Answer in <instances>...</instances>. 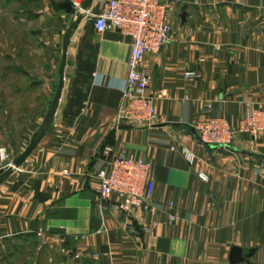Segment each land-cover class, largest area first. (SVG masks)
<instances>
[{
  "label": "crops",
  "instance_id": "obj_1",
  "mask_svg": "<svg viewBox=\"0 0 264 264\" xmlns=\"http://www.w3.org/2000/svg\"><path fill=\"white\" fill-rule=\"evenodd\" d=\"M99 1L68 38L48 125L0 183V264H264V130L238 132L223 146L199 143L192 129L208 116L235 126L264 107V0H163L169 40L143 57L146 92L164 91L151 125L115 119L128 37L94 31L86 14ZM66 2L0 0V145L11 156L52 97L61 37L75 13ZM180 140L195 154L191 164L169 148ZM104 145L111 151L101 153ZM118 150L150 160L149 209L123 212L112 197H98L94 173ZM231 245L249 249L246 258L229 262Z\"/></svg>",
  "mask_w": 264,
  "mask_h": 264
},
{
  "label": "built area",
  "instance_id": "obj_2",
  "mask_svg": "<svg viewBox=\"0 0 264 264\" xmlns=\"http://www.w3.org/2000/svg\"><path fill=\"white\" fill-rule=\"evenodd\" d=\"M73 11L79 8L81 0H68ZM96 13L86 14L92 19L95 32L113 29L128 37L127 72L120 85V103L115 112L116 121L125 120L138 125H151L156 120L154 99L164 95L163 89L157 93L146 92L149 79L148 69L143 64L145 53H155L169 40L172 24L169 19L168 6L163 0H100ZM194 71H183L184 76L193 75ZM194 136L201 144H229L238 132H245L254 137L264 130V107L257 104L251 107L238 121L230 125L222 116H208L192 125ZM183 140V136H180ZM182 140L176 146L184 159L191 164L195 154ZM111 147L104 145L101 153L106 154ZM9 155L6 147L0 145V159ZM11 163V162H10ZM9 163V164H10ZM8 164V165H9ZM149 159L134 156L122 150L112 152L111 156L100 165L94 176L98 185L100 199L113 198L114 205L123 212L147 210L151 206V185ZM16 168V167H15ZM195 175L205 181L207 173L196 169ZM166 219L173 222L176 218L174 202H166ZM143 228H147L143 225ZM60 252L67 253L65 247ZM73 253V256H77ZM95 256V253L92 254Z\"/></svg>",
  "mask_w": 264,
  "mask_h": 264
},
{
  "label": "water",
  "instance_id": "obj_3",
  "mask_svg": "<svg viewBox=\"0 0 264 264\" xmlns=\"http://www.w3.org/2000/svg\"><path fill=\"white\" fill-rule=\"evenodd\" d=\"M91 0H81L79 3V9L75 11L73 18L69 21L67 24L62 37H61V44H60V56L59 61L57 65V81L56 85L52 94V97L49 101V104L45 110V113L42 117V120L38 126V128L33 131L30 135V138L28 139L25 146L22 148V150L11 160V163L7 165L3 171L0 173V183L11 173V171L18 166L21 161L25 158V156L29 153V151L33 148L36 141L40 137V135L43 133L44 129L48 125L55 108L57 106V102L59 100L60 92L62 89L63 84V66L65 61V53H66V45L68 38L71 34L72 29L75 27L78 20L82 17L83 12L86 10L88 4ZM66 8L70 9V3H65ZM183 15V13L181 14ZM212 145H219L218 143H208ZM249 253V249L241 248L237 245H231L229 252H228V261L229 262H237L244 260L246 256Z\"/></svg>",
  "mask_w": 264,
  "mask_h": 264
},
{
  "label": "rangeland",
  "instance_id": "obj_4",
  "mask_svg": "<svg viewBox=\"0 0 264 264\" xmlns=\"http://www.w3.org/2000/svg\"><path fill=\"white\" fill-rule=\"evenodd\" d=\"M1 142L2 139H1ZM16 156V155H15ZM15 156H8L7 158L4 159H0V173L3 171V169L11 162V160L15 157Z\"/></svg>",
  "mask_w": 264,
  "mask_h": 264
}]
</instances>
